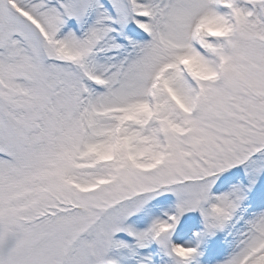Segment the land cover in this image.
I'll list each match as a JSON object with an SVG mask.
<instances>
[{
  "label": "snow or ice",
  "instance_id": "1",
  "mask_svg": "<svg viewBox=\"0 0 264 264\" xmlns=\"http://www.w3.org/2000/svg\"><path fill=\"white\" fill-rule=\"evenodd\" d=\"M0 264H264V0H0Z\"/></svg>",
  "mask_w": 264,
  "mask_h": 264
}]
</instances>
